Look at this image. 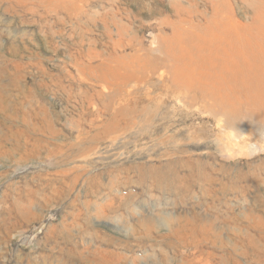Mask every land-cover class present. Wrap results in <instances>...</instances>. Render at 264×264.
Masks as SVG:
<instances>
[{
    "label": "rangeland",
    "instance_id": "374dc122",
    "mask_svg": "<svg viewBox=\"0 0 264 264\" xmlns=\"http://www.w3.org/2000/svg\"><path fill=\"white\" fill-rule=\"evenodd\" d=\"M251 12L0 0V264H264V124L205 96L193 34Z\"/></svg>",
    "mask_w": 264,
    "mask_h": 264
},
{
    "label": "bare ground",
    "instance_id": "6f19581e",
    "mask_svg": "<svg viewBox=\"0 0 264 264\" xmlns=\"http://www.w3.org/2000/svg\"><path fill=\"white\" fill-rule=\"evenodd\" d=\"M261 1L246 0L247 6L253 12V16L249 18V22L246 24L230 19L227 21L228 27L222 25V28H220L221 23L219 22L213 24L214 26H206L205 29L202 26H196L193 34L197 37L204 35L210 39L209 45H204L201 52L206 54L208 67L214 74L221 75L220 81H217L219 83L216 81H213L215 82L213 83L212 80L211 84L208 83L212 87L211 89L208 90L209 85L207 84L208 88L205 89V96L208 94L210 99L212 98L217 105L219 103L228 108L227 112L224 111L225 115L228 116L226 120L229 125L232 120L242 118V114L237 112L247 113L250 118L249 124L254 127V131L263 134L261 125L264 124V0ZM227 31L229 32L226 34ZM224 36L225 38H223ZM189 48L188 52L190 51ZM196 48H198V44L195 46ZM184 49L186 48L181 51L185 52ZM234 95L237 100H233ZM239 98H245V100H239ZM256 107L258 110L257 113H254L253 109ZM33 194L37 195V193ZM27 196L28 200L34 202L29 193ZM29 206L30 204L23 205L21 202L20 206L12 207V213L22 215L25 211L30 210ZM55 231L61 232L57 229ZM71 251L74 253L73 248Z\"/></svg>",
    "mask_w": 264,
    "mask_h": 264
}]
</instances>
